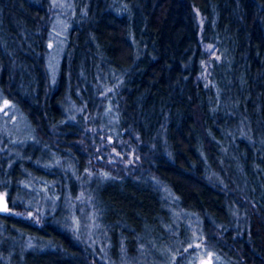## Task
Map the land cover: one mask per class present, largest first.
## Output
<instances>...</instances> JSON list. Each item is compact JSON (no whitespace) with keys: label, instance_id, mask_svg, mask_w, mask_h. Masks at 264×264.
<instances>
[{"label":"trees","instance_id":"16d2710c","mask_svg":"<svg viewBox=\"0 0 264 264\" xmlns=\"http://www.w3.org/2000/svg\"><path fill=\"white\" fill-rule=\"evenodd\" d=\"M76 7L52 82L49 0H0V90L76 172L36 165L6 137L0 142V203H8L0 210V264L18 262L10 241L19 232L46 245L28 249L24 264H113L122 258L113 245L135 256L142 237L175 233L164 264H185L197 236L184 222L188 213L197 238L224 264H264V0H77ZM68 99L82 107L73 121L65 120ZM110 103L116 130L105 113ZM66 174L73 190L91 195L101 223L102 242L91 238L96 250L28 204L31 176L61 186ZM170 210L182 214L181 229L171 230Z\"/></svg>","mask_w":264,"mask_h":264},{"label":"rangeland","instance_id":"374dc122","mask_svg":"<svg viewBox=\"0 0 264 264\" xmlns=\"http://www.w3.org/2000/svg\"><path fill=\"white\" fill-rule=\"evenodd\" d=\"M49 4L52 10V20L48 39V50L46 52V63L51 81L55 82L63 56L66 52L70 30L77 14V0H49ZM207 50L209 53L215 52L212 47L207 48ZM208 71L209 65L205 63L201 73L203 79H207ZM81 111L82 107L77 106L74 101L68 99L65 108V120L73 121L77 113ZM105 113L109 127L111 130H116L113 125H116L118 119L117 109L110 103ZM107 135L109 139L112 138L110 137V133H107ZM5 137L10 141L8 148L17 156L23 157L27 155V152L28 159H33L36 165H43L45 167L57 165L62 167L65 173H67V170L71 171V173H76L71 162L67 159L62 161L61 158H58L49 149V145L42 144L38 141L34 126L30 122L27 114L16 102L0 90V142H3ZM28 143H31L33 147L27 149ZM35 149L38 150V154L34 157ZM28 173L34 172L28 171ZM60 184L61 186H58L54 180H45L42 177L31 176L27 186L29 191V195H27L28 204L33 206L35 210H39L42 214L55 217V219L57 218L65 227L73 230L75 234L77 233L83 239L89 240L92 249L94 248L96 250L97 247H94L91 238L100 231L101 223L98 221L91 195H85V191L82 190L80 185H77L73 190L70 179H68V174H66V177ZM2 204L1 202L0 205ZM34 212L33 215H36ZM185 215L183 217H186L184 220L186 227L188 226L190 230L191 226L192 230L190 233H196L194 235L197 236L185 247L182 261L185 264H224L219 255L207 249L202 240L197 238L200 232L196 230L198 228L193 215L191 213ZM178 216L180 217L182 214H179L177 210H170V217L172 218L171 230L174 227H181L183 220L181 218L179 219ZM97 237L101 241L99 235ZM141 239L146 241L144 243L141 242V246L135 256H130L128 250L116 252L113 245L111 253H117L118 258L120 256L122 257L120 260L113 258V264H164V259L169 258L176 250L179 235L175 233L174 236L163 239L159 234L155 236H144ZM3 243L4 240L0 239V245ZM10 244L15 246V250L17 249L18 251L16 257L18 262L14 264H24L26 262L25 252L28 249H45L46 247L44 243L35 237L20 232L14 238L13 242L12 240L10 241ZM109 246L108 239H106L103 240L100 248L108 249Z\"/></svg>","mask_w":264,"mask_h":264},{"label":"water","instance_id":"95a60500","mask_svg":"<svg viewBox=\"0 0 264 264\" xmlns=\"http://www.w3.org/2000/svg\"><path fill=\"white\" fill-rule=\"evenodd\" d=\"M2 205L0 206V210L3 211V212H6L7 208H8V203L6 201L5 198L2 199Z\"/></svg>","mask_w":264,"mask_h":264}]
</instances>
